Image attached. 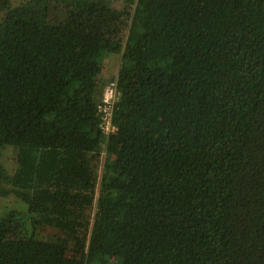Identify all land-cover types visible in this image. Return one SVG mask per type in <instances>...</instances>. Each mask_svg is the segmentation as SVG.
Listing matches in <instances>:
<instances>
[{
	"label": "trees",
	"instance_id": "obj_1",
	"mask_svg": "<svg viewBox=\"0 0 264 264\" xmlns=\"http://www.w3.org/2000/svg\"><path fill=\"white\" fill-rule=\"evenodd\" d=\"M0 11V264H264V0Z\"/></svg>",
	"mask_w": 264,
	"mask_h": 264
},
{
	"label": "built area",
	"instance_id": "obj_2",
	"mask_svg": "<svg viewBox=\"0 0 264 264\" xmlns=\"http://www.w3.org/2000/svg\"><path fill=\"white\" fill-rule=\"evenodd\" d=\"M119 100L117 80L109 81L103 89L102 100L99 105L101 129L107 136H111L116 131V126L113 124L114 109Z\"/></svg>",
	"mask_w": 264,
	"mask_h": 264
},
{
	"label": "rangeland",
	"instance_id": "obj_3",
	"mask_svg": "<svg viewBox=\"0 0 264 264\" xmlns=\"http://www.w3.org/2000/svg\"><path fill=\"white\" fill-rule=\"evenodd\" d=\"M26 0H11L12 5H19L22 2H24ZM45 2L48 1L50 2V0H44ZM49 5V3H48ZM3 11H0V21L3 17ZM120 57L121 55L119 54H114V53H108L104 55V68L102 71V74L100 75V83H101V89L103 91L104 86L111 81L110 79L112 78V76L114 74H117L118 68H119V62H120ZM4 157H10L12 159V155L10 151H5L4 153ZM14 200L12 199V197H0V212L3 208L9 206H15V205H19L17 202H14ZM22 203V201H21ZM23 204V203H22Z\"/></svg>",
	"mask_w": 264,
	"mask_h": 264
}]
</instances>
